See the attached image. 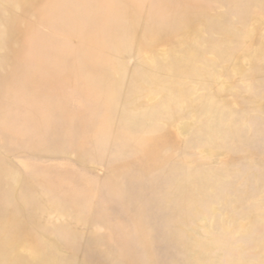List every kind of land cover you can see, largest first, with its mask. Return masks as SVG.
Instances as JSON below:
<instances>
[{
  "label": "rangeland",
  "instance_id": "rangeland-1",
  "mask_svg": "<svg viewBox=\"0 0 264 264\" xmlns=\"http://www.w3.org/2000/svg\"><path fill=\"white\" fill-rule=\"evenodd\" d=\"M0 264H264V0H0Z\"/></svg>",
  "mask_w": 264,
  "mask_h": 264
}]
</instances>
